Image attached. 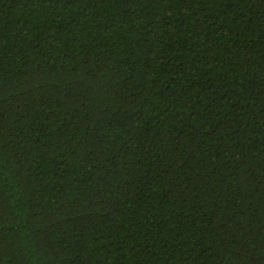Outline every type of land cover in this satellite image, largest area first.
Returning a JSON list of instances; mask_svg holds the SVG:
<instances>
[{
  "label": "trees",
  "instance_id": "trees-1",
  "mask_svg": "<svg viewBox=\"0 0 264 264\" xmlns=\"http://www.w3.org/2000/svg\"><path fill=\"white\" fill-rule=\"evenodd\" d=\"M0 264H264V0H0Z\"/></svg>",
  "mask_w": 264,
  "mask_h": 264
}]
</instances>
